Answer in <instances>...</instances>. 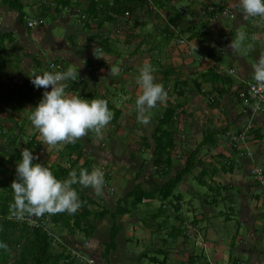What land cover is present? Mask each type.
<instances>
[{"label":"crops","instance_id":"1","mask_svg":"<svg viewBox=\"0 0 264 264\" xmlns=\"http://www.w3.org/2000/svg\"><path fill=\"white\" fill-rule=\"evenodd\" d=\"M46 1L25 0L33 9L29 17L46 20L35 28L28 27L19 10L0 2V32L15 38L0 50V95L5 98L0 99V128L9 130L25 120V116H10L17 112L19 101L26 99L27 103L19 114L39 103L36 98L43 96V90L27 91L26 84L33 73L48 71L51 62L79 71V80L68 82L70 94L107 99L114 113L102 137L89 132L74 143L79 168L89 162V171L103 164L109 169L106 183L113 184L110 190L104 187L102 195L92 187H78L92 200L87 205L92 222L109 218L110 230L93 223L95 234L86 239L90 246L84 247L79 234L58 226L55 231L62 230L58 232L59 244L68 251L85 252L98 263L103 259L102 247L110 242L113 216L110 213L100 219L96 215L103 210L114 212L122 198L110 197L111 190L115 188L117 193L120 188L122 193L129 189L130 193L140 185L146 192H154L185 168L191 153H198L199 163L177 189L193 197L183 194L178 209L158 197L132 207L118 222L123 228L110 264H264V192L251 176L255 165L264 168V112L253 118L252 137L246 143L235 148L233 141L252 118L244 113L247 109L238 96L253 77V65L264 55V18L245 19L239 0H168L164 6L157 4L160 0H144L147 7L139 3L141 9L132 13L133 5L128 10L130 16L114 14L117 0H65L69 1L67 8L63 3L56 6V0ZM149 1L161 11L153 13ZM96 5L99 15L92 9ZM226 6L234 19L214 15L211 10L205 14L208 8ZM180 9L187 10L186 14H180ZM75 16H80L78 26ZM50 18L51 24L47 23ZM193 26L197 28L193 30ZM58 27L66 36L59 34ZM149 28L151 32H147ZM240 31L248 35L245 45L253 46L235 51L229 45ZM97 47L103 57L94 54ZM146 62L155 66L156 82L168 93L165 101L151 110L147 125L138 122L135 106L142 91L137 77ZM111 69H119L118 74L112 75ZM233 69L235 76L230 74ZM168 109L174 112L169 130L176 142L171 168L153 163V134ZM25 121L29 131L25 140L36 137L46 149L38 161L51 168L69 169L78 157L76 153L65 155L69 143L42 144L38 131ZM131 171H136L135 178ZM155 237H164V243L154 244ZM191 257L198 262L190 263ZM101 264H107L106 260Z\"/></svg>","mask_w":264,"mask_h":264},{"label":"clouds","instance_id":"2","mask_svg":"<svg viewBox=\"0 0 264 264\" xmlns=\"http://www.w3.org/2000/svg\"><path fill=\"white\" fill-rule=\"evenodd\" d=\"M239 6L245 19L264 18V0H239ZM248 39L247 33L240 31L229 46L235 51H239L242 46L251 48V43L245 45ZM94 54L103 57L98 47L94 49ZM253 69V87L264 88V55L256 61ZM155 71V66L146 62L137 77V83L142 90L135 101L137 120L145 125L150 122L151 110L157 107L158 102L163 103L168 95L165 86L156 82ZM118 72L119 69H111L112 75ZM230 74L235 76V70ZM79 78V71L71 66L65 71H44L42 74L31 75L32 84L37 89H44L42 98L29 115L42 144H74L89 132L102 137L103 130L113 120L114 113L109 108L107 99H88L67 91L68 82L77 81ZM21 156L22 159L16 167L17 178L11 184L13 200L9 205L11 216L17 220L44 217L46 213L49 216L61 212L75 214L82 206V201L73 185L92 187L98 196L103 194L105 172L101 166H95L91 171L87 168L79 171L73 169L68 178L60 179L49 165L33 162L39 157L31 149L24 148ZM0 247L6 248L7 245L0 243Z\"/></svg>","mask_w":264,"mask_h":264},{"label":"trees","instance_id":"3","mask_svg":"<svg viewBox=\"0 0 264 264\" xmlns=\"http://www.w3.org/2000/svg\"><path fill=\"white\" fill-rule=\"evenodd\" d=\"M3 3L8 4L11 8H16L21 13V18L28 23L29 13L24 9L29 8L25 0H2ZM168 0H160L157 4L164 6ZM45 4L48 3L44 0ZM61 0H56V6L63 3L65 8H67V3ZM144 0H117L118 10L114 12L116 15L126 14L128 10L137 4H142ZM54 3V2H52ZM146 7L147 2H144ZM98 5L93 6V11L95 10V15H99ZM181 10V9H180ZM209 10V8H208ZM187 11V10H186ZM93 13V12H92ZM112 14V11L108 14ZM208 12L206 11L205 14ZM181 14V12H180ZM186 12L183 14L185 15ZM214 14V13H213ZM215 15V14H214ZM213 15V17H214ZM187 16V15H186ZM197 27H192L195 30ZM199 32V31H198ZM193 37V36H192ZM14 37L11 34H5L0 32V50L4 49L1 45L6 41L13 42ZM31 87V89L29 88ZM3 84L0 80V92ZM27 91L37 89L32 82L26 84ZM25 88V89H26ZM41 91L44 89L40 88ZM240 93V92H239ZM4 99L0 95V99ZM42 97L36 98L40 100ZM210 97V101L215 103V98ZM239 98V96H238ZM26 100V99H25ZM25 100H22L24 105H27ZM239 100L244 104V102L239 98ZM28 103L30 100L28 99ZM109 108L112 110L113 106L109 103ZM113 111V110H112ZM21 112V111H19ZM174 112L170 109L167 110L160 125L157 127L153 134V144L155 145V153L153 163L155 166H162L164 163L171 168L172 158L171 154L176 145L174 134L169 130L170 125L173 123ZM250 120V119H249ZM30 121V120H29ZM31 122V121H30ZM244 131V130H243ZM242 131V132H243ZM240 132L239 134H241ZM24 129L16 125L9 130L4 127L0 128V243L7 245V247H0V264H81L76 258L72 257L70 251L61 244L56 243L54 237L48 232L42 229L31 227L25 222H17L9 218L10 210L9 205L13 200V192L11 189V184L14 179L17 178L16 167L17 163L22 159L21 153L24 148H29L35 154V150L40 146V142L37 141L36 137L31 140L24 142L23 138ZM209 137V136H208ZM207 137V138H208ZM69 143L68 149L71 150V155L77 154V158L71 164L69 169L63 168H51L57 178L66 179L69 177V173L76 169L79 171L81 168H87L90 170L91 164L86 162L84 165L78 166L80 158L78 149L76 150V145ZM76 150V151H75ZM34 163L39 162L34 160ZM40 163V162H39ZM199 163L198 153H191L188 157V162L185 168L177 173L176 176L166 181L158 190L152 192H146L142 189L140 185L131 191L124 198H121L118 202V206L114 212L108 210H103L98 212L96 218L105 219L108 214H112L113 226L110 232V242L106 245L103 252V259L106 260L107 264H110V255L114 249L117 248V238L122 230V226L118 223L120 218L129 214L132 211V207H136L138 203L142 202L144 199L158 197L163 203L168 202L170 206L175 209L181 205L183 200V194L177 193V189L183 182L184 178L191 173L193 168ZM79 168V169H77ZM257 185V184H256ZM80 185H73V187H78ZM258 186V185H257ZM259 188V186H258ZM79 192L80 200L82 201V206L73 215H69L67 212H61L52 215V219L55 223V228L59 226L62 230L68 229L70 234H82L85 239L91 238L95 234L96 227L91 222V211L88 208V204L91 203L85 194L81 193L80 188H76ZM89 199V200H88ZM177 206V207H176ZM164 207H161L163 210ZM178 209V208H177ZM82 212H81V211ZM163 211H166L164 209ZM54 228V234L60 236ZM60 238V237H59ZM198 258H190V263L198 262Z\"/></svg>","mask_w":264,"mask_h":264},{"label":"built area","instance_id":"4","mask_svg":"<svg viewBox=\"0 0 264 264\" xmlns=\"http://www.w3.org/2000/svg\"><path fill=\"white\" fill-rule=\"evenodd\" d=\"M50 6L51 8L55 7L54 4H51ZM210 10L215 15L220 14L222 16H225L226 18H230V19L235 18V15L229 8L221 9L216 7V8H210ZM185 12L186 10H181V14H184ZM27 24L29 28H35L39 25L44 24V20L42 18L40 19L29 18ZM65 70L66 69L63 65L55 62H51L48 65V71L55 72V71H65ZM231 72L232 70H230V73ZM254 84L255 81L252 77L251 79L245 82L244 87L240 90L239 98L244 102L245 105L250 107V109H247L244 113L245 114L250 113L251 114L250 116L252 118L247 122L244 131L238 136L233 137V141L246 143L248 139L252 137L251 131L254 129L253 118L255 117L256 114L264 112V88L253 87ZM249 156H252V154ZM251 176L254 179L255 183L259 186V188L264 192V168L262 166L255 165L251 171ZM111 192L114 191L111 190ZM9 218L17 222H25L29 224L31 227L42 229L45 232H48L51 236H53L56 243L59 242L58 236L54 234L55 223L52 219V216H49L47 213L44 215V217H31V218H26L24 220H17L15 217H12L11 214L9 215ZM82 237L84 236L82 235ZM89 246H90L89 242L85 239L84 247H89ZM70 253L72 257L76 258L81 264H98L96 258L88 256L85 252H82L80 250H73L70 251Z\"/></svg>","mask_w":264,"mask_h":264},{"label":"rangeland","instance_id":"5","mask_svg":"<svg viewBox=\"0 0 264 264\" xmlns=\"http://www.w3.org/2000/svg\"><path fill=\"white\" fill-rule=\"evenodd\" d=\"M2 0H0V2H1ZM35 2H44V0L42 1V0H39V1H37V0H35ZM49 5H51V4H49ZM149 7L150 8H152L153 9V13L154 12H160L161 10H159L158 9V7L155 5V4H153L151 1H149ZM50 8H51V6H50ZM224 8H228V6H226V7H224ZM132 9H133V11H132V13H134L135 12V10H139V9H141L139 6H137V5H134L133 7H132ZM165 9V8H164ZM163 9V10H164ZM26 12H28L29 14H32L33 13V9H32V7L31 8H26V9H24ZM207 12H211L210 11V9L209 10H207ZM126 15L128 16H130L131 15V13L130 12H127L126 13ZM52 17V16H51ZM80 16H75V21H74V23H75V25L76 26H78V25H80ZM44 20V19H43ZM45 22H46V20H44V24H45ZM47 23H49V24H51L52 23V20H51V18L49 19V22H47ZM44 24H42V25H44ZM42 25H39V26H42ZM38 27V26H37ZM56 31V30H55ZM57 31L59 32V31H61V32H59V34H62L63 36H66V32L65 31H63L62 29H61V27H58L57 28ZM152 31V29L151 28H149L148 29V31L147 32H151ZM2 32H3V30H2ZM7 42H5L4 44H6ZM4 44H2L1 46H4ZM6 46V45H5ZM7 47V46H6ZM50 90V89H49ZM9 102L11 103V104H13V100H9ZM244 106L246 107V109H250V107H248L247 105H245L244 104ZM22 107L24 108L25 106H24V104H23V102H21V101H19L18 103H17V105L15 106V110H17V112H11V114H10V116L13 118H23L24 116H25V120L27 119V120H29V115H30V112L31 111H26L25 113H22V114H19V112L18 111H21V109H22ZM26 109V108H25ZM27 110V109H26ZM9 119H11L10 117H9ZM25 120H23V121H20L21 123H20V125H19V127H21L22 129H24V135H23V138H28V136H27V134H26V132H29L28 131V127L25 125L26 124V121ZM25 122V123H24ZM6 125H8L7 123H6ZM125 129H128V127H126ZM6 130H7V128H6ZM141 133L143 134V131L141 130ZM149 137H150V134H149ZM24 139V140H25ZM27 141H29L28 139L27 140H25V142H27ZM235 145H234V147L235 148H239L240 147V144H243V142H236V143H234ZM64 145H65V143H64ZM38 152H39V150H40V152L38 153L37 152V155H38V157H39V159H41V157H43V156H45L46 155V149L44 148V147H42V145H40L39 147H38ZM71 152V150L69 151V150H67V151H65V155L67 154H69ZM192 152V151H191ZM38 159V160H39ZM101 167L103 168V170H104V172H106V174H108V167H106V166H104V164L103 165H101ZM131 175L133 176V178H135L136 176H137V174H136V171H131ZM106 179H107V175H105V188L106 189H108L109 188V186L111 187L112 186V182L111 181H109V182H111L112 184H110L109 185V183L107 182L106 183ZM115 184V183H114ZM108 185V186H107ZM105 188H104V190H105ZM109 190H110V188H109ZM121 189L119 188V189H117V193H116V190H115V188H114V192H110L109 194H110V197H111V195H114V197L115 196H118V195H121L120 197H122V198H124L126 195H128L129 193V189H127L125 192H122L121 193V191H120ZM203 192V191H202ZM177 193H182V194H184L188 199H191L192 197H193V195L192 194H187L186 195V192H184V191H182V192H177ZM192 196V197H191ZM198 203L200 202V200L198 199V200H196ZM167 204H168V202H166ZM219 205H221V204H219ZM117 207V206H116ZM94 210L96 209V210H98V208L96 207V206H93L92 207ZM115 209V208H114ZM198 209L200 210L201 209V205H199V207H198ZM201 211H202V209H201ZM199 213H201V212H199ZM52 216V215H51ZM193 216V215H192ZM109 218H107V220H105L104 222H101V221H96V223H95V220L92 222V223H94V224H102L103 226L102 227H100L101 229H103L104 231L106 230V232H108V230H110V226H111V223H110V220H108ZM98 222V223H97ZM56 229V228H55ZM58 237H59V235H58ZM79 237L81 238L80 240L83 242V244H84V242H85V240L84 239H82V234H79ZM162 239H164V237H159V238H154V244H155V241H161L162 243H164V240H162ZM88 242H89V240H87ZM137 242V240H135V243ZM73 243H74V241H73ZM104 250H105V247H102V252H104ZM113 253V252H112ZM112 253H111V255H110V259H111V256H112ZM155 256V255H154ZM128 258L131 260V258H132V254H130V255H128ZM161 258V257H160ZM103 262V259H101L100 258V261H98V264H101Z\"/></svg>","mask_w":264,"mask_h":264}]
</instances>
